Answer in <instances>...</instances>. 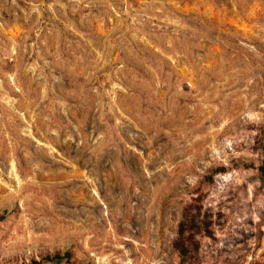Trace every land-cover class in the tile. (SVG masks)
I'll return each mask as SVG.
<instances>
[{
    "label": "rangeland",
    "instance_id": "rangeland-1",
    "mask_svg": "<svg viewBox=\"0 0 264 264\" xmlns=\"http://www.w3.org/2000/svg\"><path fill=\"white\" fill-rule=\"evenodd\" d=\"M0 216V264H264V0H0Z\"/></svg>",
    "mask_w": 264,
    "mask_h": 264
},
{
    "label": "trees",
    "instance_id": "trees-1",
    "mask_svg": "<svg viewBox=\"0 0 264 264\" xmlns=\"http://www.w3.org/2000/svg\"><path fill=\"white\" fill-rule=\"evenodd\" d=\"M219 171H223V169H220ZM212 175V173L208 175V184L212 183ZM193 201L195 204H190V207H188L182 215V220L180 221L177 230L178 237L174 243V247L178 253L185 257L191 254L190 257L188 256L190 259H194V255L197 254L198 243L195 241V237L201 232V211L199 207L201 199L194 198ZM1 218L2 217L0 216V220ZM65 257L69 260V254H65Z\"/></svg>",
    "mask_w": 264,
    "mask_h": 264
}]
</instances>
